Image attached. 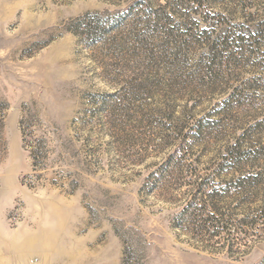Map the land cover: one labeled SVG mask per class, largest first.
<instances>
[{
  "label": "rangeland",
  "instance_id": "374dc122",
  "mask_svg": "<svg viewBox=\"0 0 264 264\" xmlns=\"http://www.w3.org/2000/svg\"><path fill=\"white\" fill-rule=\"evenodd\" d=\"M194 172L247 246L177 227ZM263 261L264 0H0V264Z\"/></svg>",
  "mask_w": 264,
  "mask_h": 264
},
{
  "label": "trees",
  "instance_id": "16d2710c",
  "mask_svg": "<svg viewBox=\"0 0 264 264\" xmlns=\"http://www.w3.org/2000/svg\"><path fill=\"white\" fill-rule=\"evenodd\" d=\"M21 124L25 137L24 141L28 145L29 142L26 140L28 136L25 134L26 121L23 120ZM33 159L35 161L34 167L36 168V156L33 157ZM194 176L195 179L191 181V185L195 189L193 190L194 192L190 193L191 199L187 206L177 218V227L182 229L183 226L187 224L196 226L197 233L201 237L207 238V242L219 245L223 239L225 241L223 247H228L231 253H233L234 248L237 246H247V239L252 235L244 228L254 229L257 220L254 218L251 220L244 218L237 221L233 214L222 213L218 204L223 198L234 200V194L240 191H244V193H246V191L250 192L249 189L253 184L252 181L254 178L252 176H243L235 179L221 190L215 187L211 191L207 178L205 179L195 172ZM212 181L214 180L212 179ZM242 201L246 203L248 199L244 198ZM240 233L245 235L244 238L241 239V237H239ZM260 264H264V261Z\"/></svg>",
  "mask_w": 264,
  "mask_h": 264
}]
</instances>
